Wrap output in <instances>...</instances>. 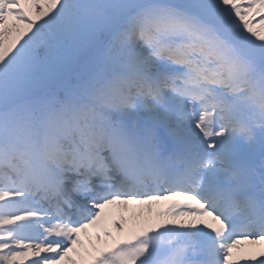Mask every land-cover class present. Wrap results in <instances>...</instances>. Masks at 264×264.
Returning a JSON list of instances; mask_svg holds the SVG:
<instances>
[{
    "label": "snow or ice",
    "instance_id": "1",
    "mask_svg": "<svg viewBox=\"0 0 264 264\" xmlns=\"http://www.w3.org/2000/svg\"><path fill=\"white\" fill-rule=\"evenodd\" d=\"M0 264H264V0H0Z\"/></svg>",
    "mask_w": 264,
    "mask_h": 264
},
{
    "label": "rangeland",
    "instance_id": "2",
    "mask_svg": "<svg viewBox=\"0 0 264 264\" xmlns=\"http://www.w3.org/2000/svg\"><path fill=\"white\" fill-rule=\"evenodd\" d=\"M161 208L163 207V206H160ZM82 239L85 241V246H87V237H82Z\"/></svg>",
    "mask_w": 264,
    "mask_h": 264
},
{
    "label": "bare ground",
    "instance_id": "3",
    "mask_svg": "<svg viewBox=\"0 0 264 264\" xmlns=\"http://www.w3.org/2000/svg\"><path fill=\"white\" fill-rule=\"evenodd\" d=\"M161 208V207H160ZM137 212H139V209H137Z\"/></svg>",
    "mask_w": 264,
    "mask_h": 264
}]
</instances>
